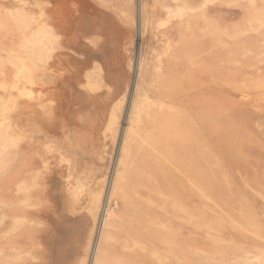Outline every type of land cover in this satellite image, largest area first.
Masks as SVG:
<instances>
[{
    "label": "rangeland",
    "instance_id": "obj_1",
    "mask_svg": "<svg viewBox=\"0 0 264 264\" xmlns=\"http://www.w3.org/2000/svg\"><path fill=\"white\" fill-rule=\"evenodd\" d=\"M1 236L0 264H264V0H0Z\"/></svg>",
    "mask_w": 264,
    "mask_h": 264
},
{
    "label": "bare ground",
    "instance_id": "obj_2",
    "mask_svg": "<svg viewBox=\"0 0 264 264\" xmlns=\"http://www.w3.org/2000/svg\"><path fill=\"white\" fill-rule=\"evenodd\" d=\"M180 28V27H179ZM43 61V60H42ZM207 117H209V116H207ZM207 117H205V119H202L205 123L210 119V118H207ZM209 126V125H208ZM210 137V133L209 132H204V133H201V134H199V135H196V134H193V136H190V138L192 139V140H195L196 142H198L199 144L201 143V141H203L204 139H207V138H209ZM190 138H188V140H190ZM212 138V137H211ZM186 141V142H184V143H179L177 146H179L177 149H179L178 151H176V155H174L172 158H173V161L175 162V164H177L178 165V167L180 168V170H182V172L183 173H187L186 175H187V177L190 179V180H193V177H194V174H193V172H192V170H190L189 169V167H190V165H189V161H186V158H185V156L184 155H186L187 153H188V145H187V143L189 142V141ZM210 140H212V139H210ZM181 141V140H180ZM212 141H214V140H212ZM177 146H175V147H177ZM198 149V148H197ZM15 161V160H14ZM12 168H13V166H12ZM14 169V168H13ZM23 170V169H22ZM22 170H21V172H19V174L18 175H21L22 174ZM176 170V169H175ZM216 176V172H215V162L213 161V163L210 165V166H208V176H207V178H213V177H215ZM145 189L147 190V188L145 187ZM145 202H144V204H146V205H149V204H151V201L149 200V199H145L144 200ZM107 205V204H106ZM145 206V205H144ZM148 207V206H147ZM14 220V219H13ZM103 221V220H102ZM141 224H143V223H141ZM15 225V224H14ZM142 227V226H141ZM143 227H144V225H143ZM130 229V231H131V237H134L135 239H137V236H136V231H138L137 229H136V227H133V228H129ZM1 238L2 239H0V248H2V249H10V250H12V251H16V247H14L13 245H14V242H13V240H8L7 241V236H1ZM11 252V251H10ZM0 253H3L4 254V257H6L5 256V252H3V251H1L0 250ZM13 256V255H15L14 253H11L10 254V256ZM3 257V258H4ZM14 264V263H13Z\"/></svg>",
    "mask_w": 264,
    "mask_h": 264
}]
</instances>
